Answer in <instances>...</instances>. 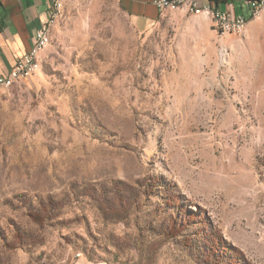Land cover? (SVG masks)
Instances as JSON below:
<instances>
[{"label":"rangeland","instance_id":"374dc122","mask_svg":"<svg viewBox=\"0 0 264 264\" xmlns=\"http://www.w3.org/2000/svg\"><path fill=\"white\" fill-rule=\"evenodd\" d=\"M61 2L0 88V264H264V18Z\"/></svg>","mask_w":264,"mask_h":264},{"label":"crops","instance_id":"0c3cea01","mask_svg":"<svg viewBox=\"0 0 264 264\" xmlns=\"http://www.w3.org/2000/svg\"><path fill=\"white\" fill-rule=\"evenodd\" d=\"M53 2L54 0H0V75H7L17 58L30 49L35 31L52 15ZM123 2L134 25L140 30H146L155 24L166 10H160L153 0ZM217 6L222 10L230 9L250 16L249 0H233ZM261 16L264 18V11ZM44 53L45 50L40 53L42 61ZM77 264L84 263L78 261Z\"/></svg>","mask_w":264,"mask_h":264},{"label":"built area","instance_id":"2783aa9c","mask_svg":"<svg viewBox=\"0 0 264 264\" xmlns=\"http://www.w3.org/2000/svg\"><path fill=\"white\" fill-rule=\"evenodd\" d=\"M154 4L161 8L170 10L185 7L194 13H206L215 19V27L222 34L238 33L250 17H260L264 11V0H249L250 16L237 13L233 10H222L215 8L209 1L205 0H153ZM62 10L58 8V0L53 2V11L50 19L41 25L32 36L30 49L19 56L7 75H0V88L10 87L25 78H29L38 72L37 61L40 57L42 45H49L48 31H52L55 24L56 13ZM224 51V49H223ZM80 256V253H78Z\"/></svg>","mask_w":264,"mask_h":264},{"label":"bare ground","instance_id":"6f19581e","mask_svg":"<svg viewBox=\"0 0 264 264\" xmlns=\"http://www.w3.org/2000/svg\"><path fill=\"white\" fill-rule=\"evenodd\" d=\"M58 8H62V2H61V0H58ZM161 9L164 10L165 8H161ZM60 13H61V10H59V12L56 13L55 23H56V21L59 19L58 17H59V15H60ZM252 18H257V17H250V18H248V19L246 20L244 26H243L242 29L240 30V32H238V33H236V34H241V33H243V32L247 29L248 24H249V21H250ZM212 20H213L214 25H215V19H212ZM51 35H52V31H48V41H51ZM46 46H47V45H42V48H40V53L42 52V50H43ZM41 60H42L41 56L38 57V61H37V68H38V69H39L40 66H41Z\"/></svg>","mask_w":264,"mask_h":264},{"label":"trees","instance_id":"16d2710c","mask_svg":"<svg viewBox=\"0 0 264 264\" xmlns=\"http://www.w3.org/2000/svg\"><path fill=\"white\" fill-rule=\"evenodd\" d=\"M233 0H209V2L212 4V6H214L215 8H217L219 3H227Z\"/></svg>","mask_w":264,"mask_h":264}]
</instances>
